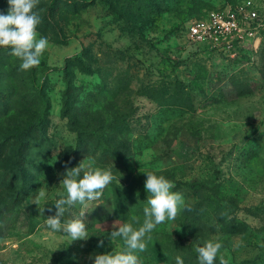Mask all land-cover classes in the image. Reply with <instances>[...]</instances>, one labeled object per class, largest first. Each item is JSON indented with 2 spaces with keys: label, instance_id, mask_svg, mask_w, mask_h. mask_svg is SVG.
I'll return each instance as SVG.
<instances>
[{
  "label": "rangeland",
  "instance_id": "374dc122",
  "mask_svg": "<svg viewBox=\"0 0 264 264\" xmlns=\"http://www.w3.org/2000/svg\"><path fill=\"white\" fill-rule=\"evenodd\" d=\"M241 1L35 0L49 41L39 63L21 67L0 47V141L20 134L25 146L0 156V264H93L120 250L109 233L116 220L142 222L147 170L188 207L152 232L144 264H198L195 246L209 240L228 264H264V0H253L254 39L221 47L187 35L192 20ZM80 162L81 174L111 168L120 185L85 212L91 236L70 243L45 219ZM39 188L43 212L31 202ZM78 214L77 204L61 219Z\"/></svg>",
  "mask_w": 264,
  "mask_h": 264
},
{
  "label": "clouds",
  "instance_id": "9594fccd",
  "mask_svg": "<svg viewBox=\"0 0 264 264\" xmlns=\"http://www.w3.org/2000/svg\"><path fill=\"white\" fill-rule=\"evenodd\" d=\"M7 3V12L0 11V47H7L14 56L19 57L21 67L39 63L40 54L49 41L46 33L38 34L37 25L41 13L34 7L35 0H7ZM136 158L145 163L141 158ZM85 167L86 165L80 162L74 167L66 168L60 181L63 194L54 200L55 213L45 219L50 231L63 233L70 243L78 239L87 240L91 236L83 219L85 212L105 202L102 199L105 189L113 182L120 185V176L111 168L90 167L81 174ZM143 173H146L144 187L148 197L143 207L142 222L137 217L124 223L116 220L109 236L113 243L117 242L118 238L122 240L123 247L118 251L95 255L93 264H144L142 253L146 249L147 241L151 239L152 232L166 220L174 221L178 213L188 207L183 193L173 191L174 181L151 170ZM49 199L47 191L39 188L32 195L31 202L43 212ZM77 204L78 217L68 221L62 220L65 211ZM99 243L102 245L103 241ZM221 247L219 241L212 240L195 246L198 264H216L217 259L220 264H228V261L219 255ZM175 264H185L181 255L175 256Z\"/></svg>",
  "mask_w": 264,
  "mask_h": 264
},
{
  "label": "built area",
  "instance_id": "2783aa9c",
  "mask_svg": "<svg viewBox=\"0 0 264 264\" xmlns=\"http://www.w3.org/2000/svg\"><path fill=\"white\" fill-rule=\"evenodd\" d=\"M262 25L259 7L253 0L211 11L204 19H194L188 25L189 39L210 41L216 46H230L235 39L251 38Z\"/></svg>",
  "mask_w": 264,
  "mask_h": 264
},
{
  "label": "trees",
  "instance_id": "16d2710c",
  "mask_svg": "<svg viewBox=\"0 0 264 264\" xmlns=\"http://www.w3.org/2000/svg\"><path fill=\"white\" fill-rule=\"evenodd\" d=\"M59 2H63V0H59ZM32 126H35V125H32ZM30 129L32 128H28L26 132H29ZM19 135L20 134H10L6 138L0 141V156L2 154H6L11 149L15 150V154L19 158H21L24 155L25 146L22 143V141L19 139ZM15 142H17L18 145ZM11 169L12 168H10V170ZM28 193H29V189L25 190V194H28Z\"/></svg>",
  "mask_w": 264,
  "mask_h": 264
}]
</instances>
